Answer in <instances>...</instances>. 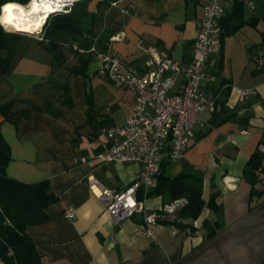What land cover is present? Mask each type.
Returning a JSON list of instances; mask_svg holds the SVG:
<instances>
[{"label": "crops", "instance_id": "crops-1", "mask_svg": "<svg viewBox=\"0 0 264 264\" xmlns=\"http://www.w3.org/2000/svg\"><path fill=\"white\" fill-rule=\"evenodd\" d=\"M203 2L86 0L83 33L72 40L73 48L92 34V43L105 39L106 49L138 70L146 68L151 56L147 48L156 56L189 62ZM254 3L249 9L224 0L222 48L208 61L215 79L205 85L219 93L217 110L203 114L206 126L197 129L180 157L163 166L169 177L201 171V196L207 201L217 191V209L205 205L196 218L179 217L185 201L180 199L172 211H164L180 225L159 220L154 240L141 231L143 212L114 223L87 186L86 176L92 173L102 185L122 189L142 167L140 161L93 159L108 141L103 129L124 123L134 103L132 89L98 72L93 53L85 72L70 76V104L54 99L58 116L33 110L15 122H1L10 154L6 174L29 183L46 180L56 196L44 208L45 221L25 226L40 264H264V167L253 171L247 165L256 149L264 155V63L259 68L254 64L257 56L264 57V0ZM53 65L52 53L31 39L0 80V100L44 105ZM244 87L256 92L240 100ZM143 202L146 210L159 211L172 201L163 203L160 195H151ZM66 209L74 215L64 216Z\"/></svg>", "mask_w": 264, "mask_h": 264}, {"label": "built area", "instance_id": "built-area-1", "mask_svg": "<svg viewBox=\"0 0 264 264\" xmlns=\"http://www.w3.org/2000/svg\"><path fill=\"white\" fill-rule=\"evenodd\" d=\"M240 1L249 9L255 4L254 0ZM68 7L65 5L61 11ZM224 12V0H204L189 62H180L167 55L156 56L151 49L140 45L151 56L146 68L138 70L109 48L100 50L96 40L86 49L74 46L81 52H92L99 61L98 72L112 83L134 92V103L124 123L103 129L108 141L93 159L97 163L113 160L142 163L134 179L122 189L102 185L92 173L86 176L87 186L92 195L102 201L114 223L143 212L141 231L152 240L155 239L153 226L163 215L159 211L146 210L143 200L157 184L161 163L180 157L197 129L206 126L203 114L216 108L219 93L207 90L205 85L215 79V74L209 71L208 61L221 50L220 19ZM263 63L262 55L254 59L257 68ZM255 92L253 87L240 88L238 99ZM129 199L133 201L131 204ZM179 200L165 204L162 210L169 211L170 207L173 210ZM63 215L71 217L74 211L66 209Z\"/></svg>", "mask_w": 264, "mask_h": 264}, {"label": "trees", "instance_id": "trees-1", "mask_svg": "<svg viewBox=\"0 0 264 264\" xmlns=\"http://www.w3.org/2000/svg\"><path fill=\"white\" fill-rule=\"evenodd\" d=\"M13 0H0V17L2 6ZM22 4L29 0H14ZM238 6L243 5L240 0H235ZM70 9V10H69ZM86 12V0H77L68 7L66 11H54L48 14L42 25V32L37 35L35 40L44 46L53 56V66L48 81L56 87V97L46 95L44 105L29 103L23 106H17L19 99L0 100V124L2 121L15 122L22 117H26L33 110H46L53 116H58L59 111L53 106L54 99L59 98L64 103L70 104L69 97V79L70 76L77 73H84L88 65L92 52L79 51L74 49L77 54V62L70 67H66L65 75H62V81L54 79L56 63L65 56L63 43L70 39V47L73 49V39L82 35L83 28L81 18ZM224 16V14H223ZM220 23L222 26V18ZM90 34V31H89ZM83 37V42L77 44L79 48H88L92 43V37ZM224 29L221 33V48ZM31 38L19 31H10L0 23V80L11 72L16 62L24 55ZM106 40L99 38L98 47L106 49ZM221 51V50H220ZM219 98L217 100V104ZM86 103L91 105V100L87 96ZM216 104V108H217ZM213 111L216 112V109ZM10 158L9 147L4 140L0 130V256L4 264H40V256L36 252L34 241L25 233L27 224L41 223L47 219L44 208L50 202L56 199V196L49 190L46 180L36 182H24L9 177L5 172V167ZM164 164L160 165L158 181L155 187L148 191V196L160 195L164 202L184 199L179 206L177 215L183 218H196L199 216L202 208L207 205L217 209L215 198L217 191H212L210 197L205 201L202 196L203 173L201 171H184L174 177H169L164 171ZM264 155L256 149L251 153L247 165L253 170H260L264 166ZM254 180H252L253 182ZM163 216L159 218L164 223H174L180 225L176 219L168 218V215L159 210ZM158 220V221H159ZM204 225L207 222L204 221ZM9 249L12 253L9 254Z\"/></svg>", "mask_w": 264, "mask_h": 264}, {"label": "clouds", "instance_id": "clouds-1", "mask_svg": "<svg viewBox=\"0 0 264 264\" xmlns=\"http://www.w3.org/2000/svg\"><path fill=\"white\" fill-rule=\"evenodd\" d=\"M74 3V0H29L30 7L27 11L25 8L19 5H16L17 12H13V8L7 11V16L9 17L10 22L17 23L18 26H22L25 30L34 31L38 30L46 18L49 12L61 11L64 10L65 5L71 6ZM70 10V9H69ZM43 13V15L33 16V13ZM235 179L234 177H225L226 181H231ZM228 187L235 188V183H229ZM133 201L129 199L128 203L131 204ZM172 208H169L171 211Z\"/></svg>", "mask_w": 264, "mask_h": 264}, {"label": "rangeland", "instance_id": "rangeland-1", "mask_svg": "<svg viewBox=\"0 0 264 264\" xmlns=\"http://www.w3.org/2000/svg\"><path fill=\"white\" fill-rule=\"evenodd\" d=\"M3 9H4V6H3ZM1 15H2V13H1ZM3 27L7 30L15 31L14 29H12L10 27H6L5 25ZM39 32L40 33L42 32V25L38 30H36L34 32L22 31V33L27 34L31 39H35L37 37V35L39 34ZM70 42H71V40L67 39L66 43H63V45H62V47L64 49L65 56L62 60H60L59 62L56 63L55 72H54V79L52 80V82L57 78H58L59 82H61L62 81L61 76L65 75V73L67 72L65 70V68L70 67L71 65H73L77 62V54L74 52L75 48L72 49L70 47ZM55 88L56 87H54L53 85H50L48 96L53 95V94L55 96L57 94V90Z\"/></svg>", "mask_w": 264, "mask_h": 264}, {"label": "bare ground", "instance_id": "bare-ground-1", "mask_svg": "<svg viewBox=\"0 0 264 264\" xmlns=\"http://www.w3.org/2000/svg\"><path fill=\"white\" fill-rule=\"evenodd\" d=\"M74 1H77V0H74ZM9 3H12V4H14V5H19V6H22V7H24L25 8V11H27L28 10V8L30 7V5H29V1L27 2V3H25V4H22V3H20V2H17V1H9V2H7L5 5H7V4H9ZM5 5H4V9H3V6H2V15H1V17H0V21H1V23H3L6 27H10V28H12V29H14V30H25L22 26H18L17 25V23H15L14 21L13 22H10L8 19H6V17H7V11H6V9H5ZM18 10H17V8L16 7H14L13 8V12L14 13H16ZM54 12V11H53ZM51 12H49L48 14H50ZM48 14H47V16H48ZM33 16H36V15H43V13L41 12V13H33L32 14ZM46 16V17H47ZM45 20V19H44ZM44 22V21H43ZM43 22H42V24L41 25H43ZM41 27V26H40ZM25 31H28V30H25ZM34 31H36V30H34ZM34 31H29V32H34Z\"/></svg>", "mask_w": 264, "mask_h": 264}, {"label": "snow or ice", "instance_id": "snow-or-ice-1", "mask_svg": "<svg viewBox=\"0 0 264 264\" xmlns=\"http://www.w3.org/2000/svg\"><path fill=\"white\" fill-rule=\"evenodd\" d=\"M14 7H16V5H14L12 3H9V4L5 5V9L6 10H10L11 8H14ZM6 19L9 20V17L7 16Z\"/></svg>", "mask_w": 264, "mask_h": 264}, {"label": "water", "instance_id": "water-1", "mask_svg": "<svg viewBox=\"0 0 264 264\" xmlns=\"http://www.w3.org/2000/svg\"><path fill=\"white\" fill-rule=\"evenodd\" d=\"M15 31H19V32H22V31H25V30H15Z\"/></svg>", "mask_w": 264, "mask_h": 264}]
</instances>
